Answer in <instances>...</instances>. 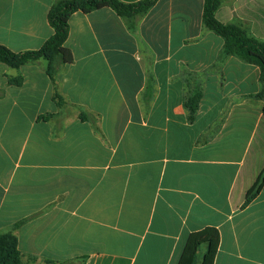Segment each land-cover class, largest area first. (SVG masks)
I'll use <instances>...</instances> for the list:
<instances>
[{
  "label": "crops",
  "instance_id": "obj_1",
  "mask_svg": "<svg viewBox=\"0 0 264 264\" xmlns=\"http://www.w3.org/2000/svg\"><path fill=\"white\" fill-rule=\"evenodd\" d=\"M55 1L0 0V45L40 49ZM203 4L159 0L136 32L111 8L74 13V60L56 62L55 82L44 59L0 62V231L34 216L17 231L25 261L178 264L188 236L211 227L214 264H264V186L244 207L264 169L260 68L231 56L217 69L224 40L203 28ZM216 18L264 40V0H224Z\"/></svg>",
  "mask_w": 264,
  "mask_h": 264
},
{
  "label": "trees",
  "instance_id": "obj_2",
  "mask_svg": "<svg viewBox=\"0 0 264 264\" xmlns=\"http://www.w3.org/2000/svg\"><path fill=\"white\" fill-rule=\"evenodd\" d=\"M159 0H139L126 3L121 0H56L48 12V22L53 29L51 37L43 46L35 51L16 53L4 45H0V62L11 68H20L28 63L44 59L48 62L47 72L55 82L56 62L62 65L73 63L72 52L65 47L69 36V20L76 12L89 14L103 8H111L123 20L127 29L136 32L138 24L143 17L156 5ZM224 0H204L202 24L203 28L211 31L224 40L223 47L218 55L217 69H220L227 58L234 56L241 61L256 65L260 68L261 90L256 97L263 101L264 113V40L255 37L251 32V24L245 20L235 19L227 24L221 23L216 18L218 9ZM20 84V80L16 81ZM55 98L59 105L64 104L62 95L55 83ZM153 89L151 73L147 77V86L144 99L149 100ZM203 96L200 88H195L186 98L184 108L188 112V120L193 121ZM81 119L87 120L95 132L101 135L99 128V115L80 108ZM264 186V169L255 184L246 194L244 207L249 205L261 192ZM34 216L25 218L8 229L0 231V264H36L35 259L24 260V255L17 246V231ZM220 235L216 228H205L191 233L178 264H214L219 247ZM205 245V252L200 257L199 251ZM45 264H76L75 261L54 262L46 261Z\"/></svg>",
  "mask_w": 264,
  "mask_h": 264
},
{
  "label": "rangeland",
  "instance_id": "obj_3",
  "mask_svg": "<svg viewBox=\"0 0 264 264\" xmlns=\"http://www.w3.org/2000/svg\"><path fill=\"white\" fill-rule=\"evenodd\" d=\"M205 250H206L205 245L200 248V251H199V256L200 257L203 255V253L205 252Z\"/></svg>",
  "mask_w": 264,
  "mask_h": 264
}]
</instances>
